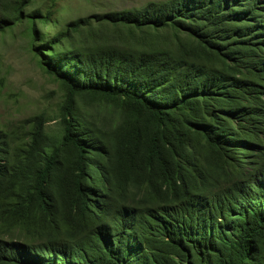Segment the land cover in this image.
Here are the masks:
<instances>
[{
	"label": "trees",
	"instance_id": "1",
	"mask_svg": "<svg viewBox=\"0 0 264 264\" xmlns=\"http://www.w3.org/2000/svg\"><path fill=\"white\" fill-rule=\"evenodd\" d=\"M60 1L0 0L62 89L0 123V264H264V0Z\"/></svg>",
	"mask_w": 264,
	"mask_h": 264
},
{
	"label": "rangeland",
	"instance_id": "2",
	"mask_svg": "<svg viewBox=\"0 0 264 264\" xmlns=\"http://www.w3.org/2000/svg\"><path fill=\"white\" fill-rule=\"evenodd\" d=\"M150 1L162 0H61L53 19L62 25L78 16L142 8ZM46 29L54 33L59 26L53 23ZM61 100L59 82L37 62L23 27L0 33V123L9 132L24 136L25 120L43 113L51 119V131L57 126Z\"/></svg>",
	"mask_w": 264,
	"mask_h": 264
}]
</instances>
